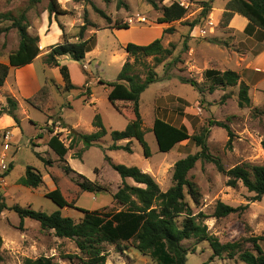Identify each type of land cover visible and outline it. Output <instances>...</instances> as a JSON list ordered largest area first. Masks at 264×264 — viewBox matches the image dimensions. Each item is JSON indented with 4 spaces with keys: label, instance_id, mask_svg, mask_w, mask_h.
Listing matches in <instances>:
<instances>
[{
    "label": "rangeland",
    "instance_id": "1",
    "mask_svg": "<svg viewBox=\"0 0 264 264\" xmlns=\"http://www.w3.org/2000/svg\"><path fill=\"white\" fill-rule=\"evenodd\" d=\"M30 1L0 0V29L4 31L0 34L2 62H6L9 53L16 50L19 41L17 30L10 28L11 21L4 15L17 17L26 12L28 33L34 36L40 31V15L45 11L47 0H39L33 5ZM57 1L67 11L66 15L59 17L64 23V26L61 25L64 38L72 42L77 40L78 28L86 12L95 26L88 28L85 37L94 35L95 46L81 62L70 58L58 60L60 64L68 66L71 80L77 87L69 92L65 90L58 68L44 63V55L48 52L46 49L35 60L38 84L40 88L45 84L48 86L49 97L43 112L32 108L24 100H19L15 114L20 120L22 139L17 143L12 140V127L0 119V152L2 145L9 143L6 162L12 165V169L5 176V183L0 185V203H5L7 207L14 204L30 206L47 214L59 211L62 216L79 222L83 217L81 212L71 208H59L45 197L46 193L58 188L63 197L68 202H74L76 207L116 212L121 206L113 201L112 195L121 186L122 180L105 161V155L114 164L138 167L150 174L162 191L168 190L173 184L174 163L195 154L199 148L192 141L185 140L169 152H161L152 132L153 122L157 117L177 126H185L190 135L199 133L211 120L223 122L232 131L230 145L226 130L216 126L210 128L207 144L210 153L221 160L224 168L247 164L264 165V151L261 147L264 139V114L261 112L264 110V78L259 87L249 88L248 107L240 108L237 105L239 85L217 89L212 94L207 92L209 82L204 77L206 69L239 70L236 67L238 56L243 58L244 49L258 47L261 42L253 37L254 40H248L249 43L241 41L237 44L239 40L236 39V29L231 21L227 26L221 23L225 4L229 0H214L211 10L204 15L200 2L208 0H154L158 9L146 0H123L127 5L126 9H118L117 0H110L109 3L102 0ZM173 2H178L187 9L185 16L180 21L169 24L157 23L162 7ZM93 6L111 19V25L95 12ZM115 21L127 23L129 29L113 28ZM193 21H197V25L191 27ZM168 27H173L174 31L163 34ZM155 39H161L164 48H170V45H174V48L172 54L160 64L153 57L140 58L136 64L135 71L142 78V63L153 68L159 77V81L150 84L141 94L139 102L142 130L151 156L145 158L141 145L134 139L129 145L131 153L108 150L112 144L110 131L123 130L133 115L126 110L117 111L109 103L107 94L110 89L101 82H114L122 65L126 61L134 62V58L125 51L128 43L146 45ZM213 39L218 44L209 42ZM55 40L57 37L50 31L48 42ZM61 41L62 37H59L49 46ZM13 75L14 71L11 70L0 89V109L6 106V97L14 98L17 95L18 86ZM181 77L195 80L204 92L200 94L190 85L181 83ZM224 95L227 97L222 101ZM122 105L128 108V105ZM95 115L100 116L107 134L99 146L86 149L81 158H78L76 155L82 151L83 143L78 138L73 139V135L88 133L93 127ZM49 129L60 133V140L66 147H70L64 158L70 168L88 180L108 187L109 193L93 195L80 191L74 182L75 175L64 172L63 167L66 164L47 146L52 134ZM94 130L97 131L95 127ZM5 133L9 135L8 141L3 139ZM119 144L125 145L126 141ZM27 167L34 168L42 176L43 183L36 189L19 184ZM187 177L197 186L200 198L198 204H195L185 193V201L194 214L201 212L207 216L204 224L220 242L240 241L244 236H259L264 233V200L250 201V193L242 186L237 189L227 187V178L212 163L197 161ZM126 182L139 186L130 179H126ZM218 201L232 207L248 205V209L240 214L216 219L212 215ZM182 220L183 216L178 218V223ZM19 223L20 218L13 211L5 209L1 213L0 235L3 243L0 248V264H23L27 258L35 260L40 257L50 259L53 264H83L84 256L73 240L56 237L52 230L43 231L37 221L28 218L23 220L22 228ZM183 244L189 250L196 247L194 253L187 254L186 264H202L212 253L207 242L196 244L195 240H189ZM245 248L250 249V244ZM261 248L264 253V243ZM104 250L105 264H156L149 256L134 249L132 242L104 244ZM69 256L72 258H68ZM209 264L226 263L217 258Z\"/></svg>",
    "mask_w": 264,
    "mask_h": 264
},
{
    "label": "trees",
    "instance_id": "2",
    "mask_svg": "<svg viewBox=\"0 0 264 264\" xmlns=\"http://www.w3.org/2000/svg\"><path fill=\"white\" fill-rule=\"evenodd\" d=\"M109 3L110 0H102ZM152 7L158 9L154 0H146ZM163 1V0H161ZM198 1V0H190ZM31 4L39 2V0H31ZM214 0L201 1L202 15L211 10V4ZM94 10L103 19L111 25V19L100 9ZM116 7L127 8L123 0H117ZM45 11L50 19L66 15V9H63L57 0H47ZM187 9L178 2H173L168 6L162 7V14L157 19L159 24H169L180 21L186 14ZM237 14L248 20L244 29L245 34L254 37L256 40L262 41L264 38V0H229L225 5L222 13L221 23L227 26L233 16ZM6 19L11 21L10 28L17 30L19 41L15 51L9 53L7 64L0 62V89L4 86L8 77L10 68H21L32 63L40 54L39 37L28 33V20L26 12L20 13L17 17L11 14L4 15ZM197 25V21H193L190 26ZM88 19V15L84 12L82 24L78 28L76 41H68L64 38L63 27L59 25L62 31V41L48 47V52L44 55V63L48 66L56 67L64 82L66 91L77 89L71 80L69 68L65 64H60L58 58L69 56L76 62H81L87 53H89L94 45V35L86 38L85 33L89 27H94ZM111 28V27H109ZM115 29H129L127 23L115 21L113 23ZM7 30V29H5ZM173 27L164 29L163 34L172 33ZM4 32L0 29V34ZM214 44L218 42L213 39L209 41ZM174 45L170 48H164L161 39H155L146 45H137L128 43L125 46L126 53L134 58V62L126 61L114 82H101L110 90L107 99L117 111H130L133 118L128 120L126 127L121 131L111 130L110 138L112 144L108 150H123L131 153V141L137 140L143 149L145 158L151 156V152L147 142L144 139L142 130V118L139 110V102L141 94L149 87L150 84L159 81V77L153 68L142 63L144 68V78L135 71L136 64L140 58L153 57L157 64H160L167 56L172 54ZM204 77L209 82L207 92L212 94L217 89L227 87H235L239 85L237 94V105L240 108L250 105L249 87L240 81L239 75L233 70H216L206 69ZM169 78V77H167ZM180 82L188 84L196 89L200 94L204 89L193 79L181 77ZM49 97V88L45 84L35 92L32 96L24 99V101L32 108L42 111ZM227 96L222 97V101ZM6 106L0 109V116H10L16 125L19 126L20 120L15 114L18 103L12 97H6ZM122 104L128 105V108ZM131 107V108H130ZM123 108V109H122ZM264 114V110L261 111ZM93 127L97 131L92 133H80L73 135V139L78 138L83 143L82 151L78 152L76 157L81 158V154L92 146H99L102 138L107 134V130L103 126L99 115H95ZM219 127L225 129L229 137L228 144L231 143L232 131L230 127L220 121H209L207 127H204L199 133L190 135L185 126L174 125L159 117L154 119L152 132L154 133L156 142L161 152H169L178 143L185 140L192 141L199 151L190 154L182 159L177 160L173 165L172 186L162 191L147 172L142 171L136 166H125L122 164H114L111 159L105 155L104 159L108 162L112 169L120 176L122 182L118 190L112 195L115 203L121 206L116 212L106 210H86L76 207L74 202H68L58 188L45 194L59 208H71L83 214L79 222H74L69 217H64L59 211L47 214L32 209L30 206L23 207L14 204L10 207L3 202L0 203L1 213L8 209L13 211L20 218L19 227L22 228L23 220L28 218L37 221L41 230L54 232L59 238H68L75 242L76 248L84 256L83 264H105L106 254L104 244H117L132 242L133 248L144 256H149L156 264H186L187 254L192 253L184 244V241L195 240L196 244L207 242L212 255L202 264H209L214 258H222L224 255L232 259L235 256L245 264H264V253L260 247V242L264 241V233L259 236H244L240 241L220 242L217 236L211 234L204 224L207 218L203 213L194 214L191 207L185 201V193L191 197L195 204H198L200 194L197 186L192 183L187 175L194 168L197 161H203L214 164L216 170L224 175L227 180L225 185L232 189H237L241 183L248 192L254 193L251 197L252 202L261 201L264 196V165H237L230 169H225L221 160L212 155L209 151L207 139L210 134L211 127ZM65 128V127H63ZM52 133L47 141V146L55 152L59 159L66 165L63 170L66 174H74V182L81 192H88L93 195H101L109 193L108 187L88 180L81 174L76 173L65 161V156L70 149L66 147L60 140V133ZM126 141L125 145L119 144ZM71 146V145H70ZM261 147L264 151V139L261 141ZM39 156V154H38ZM40 157V156H39ZM50 163V162H49ZM12 169L9 164L6 176ZM126 179H131L139 186L130 185ZM43 183L41 174L32 167H27L24 176L19 180V184L36 189ZM111 196V194H110ZM248 205H240L232 207L220 201L216 203L212 217L216 219L225 218L231 214H240L247 210ZM183 216V220L178 223V218ZM248 228V227H247ZM3 240L0 235V248ZM251 248H245L246 245ZM72 258V257H68ZM2 257L0 256V263ZM23 264H53L48 258L40 257L38 259H25Z\"/></svg>",
    "mask_w": 264,
    "mask_h": 264
},
{
    "label": "crops",
    "instance_id": "3",
    "mask_svg": "<svg viewBox=\"0 0 264 264\" xmlns=\"http://www.w3.org/2000/svg\"><path fill=\"white\" fill-rule=\"evenodd\" d=\"M66 1H68V0H66ZM40 16H41L40 19H41L42 24H41L40 31L37 33V36L39 37V48L41 49V54H42L43 50L46 49V51H48V47L50 44L57 41L59 39V37L61 38L62 31L60 30L59 25L64 26V23H62L59 20L60 16L57 18H55L54 16H51L49 19L46 11L42 12ZM231 23L236 29L234 34L236 36V39L239 40L237 42V44L240 43L241 41L243 43H247V42L249 43L248 40H252V41L254 40L252 36H249V35L245 34V32H244V29L248 23V20L246 18L235 14L231 20ZM237 23H238V25H235ZM50 31L52 32V34H54L55 37H57V40H55L53 42H48ZM242 55H243V58L238 56V58L236 59V67L239 70H236L235 72L239 75L240 81L244 82L249 88L250 87L257 88L260 86L261 81L264 78V38L260 42V46L253 47L250 50L248 48H246V49H244V53H242ZM66 58H69V56L59 57L58 60H65ZM35 60L32 63L27 64L21 68H10V70H9V74H10L11 70L14 71L13 79L15 80V82L18 86L17 95L13 96L14 99L17 101V103L19 102V100H24V99L30 97L32 94H34L40 88V84H38V80H37ZM0 62H2V61H0ZM2 63L7 64V61L2 62ZM0 119L3 120L5 122V124L12 127V133H13L12 137H14V139H12L13 142L17 143L18 141H21L22 132L20 130V124H19V126L16 125L14 120L8 115H2V116H0ZM92 132H95L94 127H92V129L88 133H92ZM239 186H242V188H245L241 183H239ZM249 193H250V195H249L250 197L254 196V193H251V192H249ZM263 198H264V196L262 197L261 201L264 200ZM262 243H264V241L260 242V247H261ZM192 250H193L192 253H194L196 251V247L195 246L192 247L191 251ZM211 255H212V253L210 254V256ZM217 258L218 257L214 258L213 261ZM219 259L225 261L226 264H238L239 262H241L239 259H236V257L229 259L225 255Z\"/></svg>",
    "mask_w": 264,
    "mask_h": 264
},
{
    "label": "built area",
    "instance_id": "4",
    "mask_svg": "<svg viewBox=\"0 0 264 264\" xmlns=\"http://www.w3.org/2000/svg\"><path fill=\"white\" fill-rule=\"evenodd\" d=\"M3 139L8 141L9 135L5 133L3 135ZM8 150H9V143L6 142L2 145V150L0 152V185L5 183L4 173L7 171L9 166V164L6 162Z\"/></svg>",
    "mask_w": 264,
    "mask_h": 264
}]
</instances>
